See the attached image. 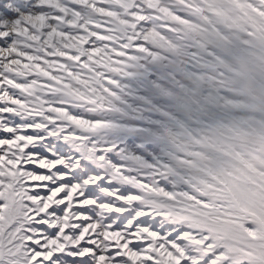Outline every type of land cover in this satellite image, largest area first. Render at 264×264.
I'll return each instance as SVG.
<instances>
[{"label": "snow or ice", "instance_id": "6c2138e0", "mask_svg": "<svg viewBox=\"0 0 264 264\" xmlns=\"http://www.w3.org/2000/svg\"><path fill=\"white\" fill-rule=\"evenodd\" d=\"M0 264H264V0H0Z\"/></svg>", "mask_w": 264, "mask_h": 264}]
</instances>
